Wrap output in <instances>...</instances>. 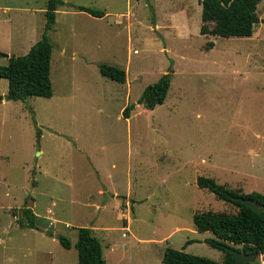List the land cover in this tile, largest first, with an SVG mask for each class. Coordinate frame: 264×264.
<instances>
[{
    "label": "rangeland",
    "instance_id": "374dc122",
    "mask_svg": "<svg viewBox=\"0 0 264 264\" xmlns=\"http://www.w3.org/2000/svg\"><path fill=\"white\" fill-rule=\"evenodd\" d=\"M61 1L47 32L52 96L7 100L0 78V264H77L81 226L106 264H163L165 248L186 240L184 251L222 261L193 216L238 209L196 178L264 194V0L252 35L229 38L209 32L197 0ZM45 8L0 0V65L41 37ZM99 63L123 69L125 82L102 76ZM167 72L164 102L138 104ZM24 209L33 228L17 222ZM244 264H264V254Z\"/></svg>",
    "mask_w": 264,
    "mask_h": 264
},
{
    "label": "trees",
    "instance_id": "16d2710c",
    "mask_svg": "<svg viewBox=\"0 0 264 264\" xmlns=\"http://www.w3.org/2000/svg\"><path fill=\"white\" fill-rule=\"evenodd\" d=\"M201 4V19L203 22L212 23L210 33L224 38L250 37L255 25L259 21L257 6L260 0H197ZM61 0H46L44 11L45 22L41 37L19 56L8 57L6 65H0V78L8 82L5 99L23 101L29 97L52 96V82L50 78V64L52 43L47 32L53 28L55 15ZM75 10L84 12L90 16L101 18L105 15L102 9L89 6H72ZM206 25L202 26V34L207 33ZM211 44V43H210ZM0 55L5 53L0 52ZM100 74L108 79L124 83L126 74L123 69L116 66L99 63L97 64ZM171 83L169 72L162 74L155 82L148 84L137 100L144 108L152 110L164 102ZM133 104H128L122 110V115L127 118ZM196 185L207 189L216 198L231 203L238 210L236 213L197 212L193 216L195 229L200 232L209 231L214 237L205 238L204 242L212 248L224 253L222 261H216L204 256L195 255L184 251L185 247L193 242L186 240L182 249L166 247L162 256L163 264H227L233 257L225 246L230 243L240 245L234 247L244 253L256 252L264 254V211L256 212L240 202L237 197H246L255 200L264 206V194L251 191L241 193L229 189L223 184L217 183L213 178L197 176ZM24 219L18 220L22 227H34V220L29 209H24ZM77 240L75 249L77 252V264H106L103 257L100 240L88 227H78L76 230ZM58 241L64 248L70 247V241L60 235ZM233 247V246H231Z\"/></svg>",
    "mask_w": 264,
    "mask_h": 264
},
{
    "label": "water",
    "instance_id": "95a60500",
    "mask_svg": "<svg viewBox=\"0 0 264 264\" xmlns=\"http://www.w3.org/2000/svg\"><path fill=\"white\" fill-rule=\"evenodd\" d=\"M2 99V98H1ZM237 199L242 202L244 205L250 207L256 212L264 211V206L258 204L255 200L246 197H237ZM225 248L232 253L233 257L227 264H244L254 261V259L259 255L256 252L244 253L240 250L235 249L231 246H225Z\"/></svg>",
    "mask_w": 264,
    "mask_h": 264
},
{
    "label": "crops",
    "instance_id": "0c3cea01",
    "mask_svg": "<svg viewBox=\"0 0 264 264\" xmlns=\"http://www.w3.org/2000/svg\"><path fill=\"white\" fill-rule=\"evenodd\" d=\"M56 12H58V10ZM257 136H258V134H257Z\"/></svg>",
    "mask_w": 264,
    "mask_h": 264
}]
</instances>
